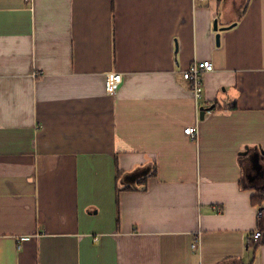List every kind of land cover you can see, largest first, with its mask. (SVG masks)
Here are the masks:
<instances>
[{
    "label": "crops",
    "instance_id": "0c3cea01",
    "mask_svg": "<svg viewBox=\"0 0 264 264\" xmlns=\"http://www.w3.org/2000/svg\"><path fill=\"white\" fill-rule=\"evenodd\" d=\"M255 148L264 0H0V264H264Z\"/></svg>",
    "mask_w": 264,
    "mask_h": 264
},
{
    "label": "built area",
    "instance_id": "2783aa9c",
    "mask_svg": "<svg viewBox=\"0 0 264 264\" xmlns=\"http://www.w3.org/2000/svg\"><path fill=\"white\" fill-rule=\"evenodd\" d=\"M214 68V64L210 59L205 60H195L189 67L183 72V76L188 80L194 93L197 98H201L204 92V76L207 71H210ZM123 82V75L118 72H108L105 76V85L106 90L110 94H114L119 89L121 83ZM185 133L188 134L191 138H196L199 132L198 125H189L184 129ZM261 235V232L257 230L254 234L255 238H258ZM23 239L29 237L23 236ZM97 240L98 237H95ZM199 245V236L195 237L192 242V246L196 249Z\"/></svg>",
    "mask_w": 264,
    "mask_h": 264
},
{
    "label": "trees",
    "instance_id": "16d2710c",
    "mask_svg": "<svg viewBox=\"0 0 264 264\" xmlns=\"http://www.w3.org/2000/svg\"><path fill=\"white\" fill-rule=\"evenodd\" d=\"M204 109H206V108H204ZM255 149H257V150H260L261 151V160H262V164H263V166H264V149H262V148H255ZM155 168V167H154ZM150 172H155V169H153V171H151V170H149V169H141V170H137V171H135L134 173H133V176L134 177H138V176H142L141 178H144L143 180L141 179V181H140V183H141V185H139V184H136V185H133V184H126V185H123V186H121V185H118V191L119 190H121L122 188H127V189H133V188H145V181H146V178H147V176H149V173ZM122 172H120V174H121ZM255 187L257 188V190H258V192L255 194V195H253V197H252V202L254 203V204H258V205H260L262 202H263V200H264V178H263V180L261 181V183L260 184H257V185H255ZM219 264H223L222 262L221 263H219Z\"/></svg>",
    "mask_w": 264,
    "mask_h": 264
},
{
    "label": "water",
    "instance_id": "95a60500",
    "mask_svg": "<svg viewBox=\"0 0 264 264\" xmlns=\"http://www.w3.org/2000/svg\"><path fill=\"white\" fill-rule=\"evenodd\" d=\"M236 22L232 23L230 26H233L235 25ZM215 29L218 30L219 29V26H218V20H215ZM221 30V28H220ZM217 41L219 42V32L217 33ZM205 109L202 108L201 110V117H204L205 116ZM244 152H247V151H244ZM260 210H262V207L260 208Z\"/></svg>",
    "mask_w": 264,
    "mask_h": 264
}]
</instances>
